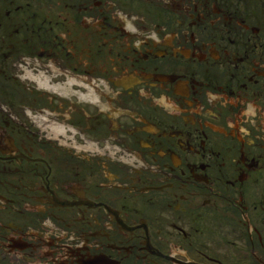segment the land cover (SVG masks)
<instances>
[{
	"label": "flooded vegetation",
	"instance_id": "flooded-vegetation-1",
	"mask_svg": "<svg viewBox=\"0 0 264 264\" xmlns=\"http://www.w3.org/2000/svg\"><path fill=\"white\" fill-rule=\"evenodd\" d=\"M0 264H264V0H0Z\"/></svg>",
	"mask_w": 264,
	"mask_h": 264
},
{
	"label": "bare ground",
	"instance_id": "bare-ground-1",
	"mask_svg": "<svg viewBox=\"0 0 264 264\" xmlns=\"http://www.w3.org/2000/svg\"><path fill=\"white\" fill-rule=\"evenodd\" d=\"M32 79L35 80V78H32ZM37 80L40 82V85L44 86L45 88H47L49 90H55L57 92H60L62 95H68L67 91L64 88L60 87L59 85H52V86L48 85L46 83L45 77L38 76ZM74 82H76L74 78L68 79V83L73 84ZM85 96L89 97L88 94ZM52 128H53V131L55 134H58V132L61 130L58 126H53Z\"/></svg>",
	"mask_w": 264,
	"mask_h": 264
},
{
	"label": "rangeland",
	"instance_id": "rangeland-1",
	"mask_svg": "<svg viewBox=\"0 0 264 264\" xmlns=\"http://www.w3.org/2000/svg\"><path fill=\"white\" fill-rule=\"evenodd\" d=\"M57 80L59 81V83H60L62 86H67V88H70V86L66 84V83H67V79H65V76H61V75H59L58 77L53 78V82H54V83H56ZM75 88L79 89V88L76 87V86H75ZM74 90H76V89H74ZM81 90H82V92H83V89H81Z\"/></svg>",
	"mask_w": 264,
	"mask_h": 264
}]
</instances>
